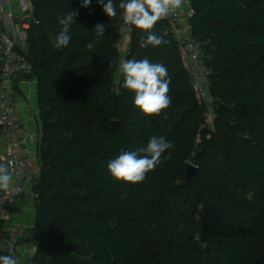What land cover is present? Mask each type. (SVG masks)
Returning <instances> with one entry per match:
<instances>
[{
    "label": "trees",
    "instance_id": "16d2710c",
    "mask_svg": "<svg viewBox=\"0 0 264 264\" xmlns=\"http://www.w3.org/2000/svg\"><path fill=\"white\" fill-rule=\"evenodd\" d=\"M119 2L109 18L97 0L88 8L82 0H33L39 22L26 55L40 175L31 264H264V0H190L192 36L217 98L211 126L164 19L153 31L167 43L141 48L146 33L133 28L126 59L167 67L171 105L153 117L134 106L117 71ZM70 8L78 10L72 38L57 48V17ZM98 23L106 24L102 37ZM153 135L173 145L155 170L141 183L115 181L107 162ZM187 162L197 166L189 181ZM3 223L0 255H8Z\"/></svg>",
    "mask_w": 264,
    "mask_h": 264
},
{
    "label": "built area",
    "instance_id": "2783aa9c",
    "mask_svg": "<svg viewBox=\"0 0 264 264\" xmlns=\"http://www.w3.org/2000/svg\"><path fill=\"white\" fill-rule=\"evenodd\" d=\"M194 14L190 0H184L180 9L162 19L169 23L168 30L178 46L190 87L197 100L205 106V116L208 118L217 98L210 90L211 69L202 59L201 42L192 36L191 19ZM38 22L33 0H0V163L7 165L11 162L10 170L13 172L10 188L0 191V219L4 223L16 216L22 196L30 194L33 200L37 197L33 184L40 175L37 155L39 120H36L35 131L28 128L16 114L14 96L18 88L16 83L32 81L27 77L32 72V63L26 55L27 40L30 27ZM122 24L123 21L114 44L120 54L119 61L129 54L127 37L130 32L122 30ZM4 223L6 237L3 247L16 257V243L19 238L27 237L28 227L17 222L5 227ZM36 250L32 242L22 264H31Z\"/></svg>",
    "mask_w": 264,
    "mask_h": 264
},
{
    "label": "clouds",
    "instance_id": "9594fccd",
    "mask_svg": "<svg viewBox=\"0 0 264 264\" xmlns=\"http://www.w3.org/2000/svg\"><path fill=\"white\" fill-rule=\"evenodd\" d=\"M92 0H82L81 7L88 8ZM184 0H120V19L123 21L122 30L132 31L133 28L146 33L141 36L140 47H158L167 41L163 36L153 31L155 24L170 13L180 9ZM103 12L109 18L118 15L114 0H97ZM78 10L70 8L57 17L61 31L56 36L55 47H67L71 41L70 29L76 23ZM93 31L97 37H102L106 31V24L98 23ZM99 41L89 42L86 47L92 50ZM118 73L123 76V87L134 93L133 104L145 117L160 116L163 110L171 105L170 91L171 78L168 69L162 63H153L148 58L121 59L118 64ZM166 118V117H165ZM171 142L163 136L153 135L146 147L135 151H123L115 159L107 162L108 172L115 181L137 184L147 178L150 171H154L160 163L161 155L172 148ZM11 162L7 165L0 163V191H7L13 183ZM0 264H19L13 254L0 255Z\"/></svg>",
    "mask_w": 264,
    "mask_h": 264
},
{
    "label": "crops",
    "instance_id": "0c3cea01",
    "mask_svg": "<svg viewBox=\"0 0 264 264\" xmlns=\"http://www.w3.org/2000/svg\"><path fill=\"white\" fill-rule=\"evenodd\" d=\"M129 34V33H128ZM127 40H129V36L127 37ZM17 82V81H16ZM33 82L35 84V81L32 80L29 83L24 84H18V88L15 89V93L17 97L16 102V114L20 120H22L26 125L28 124V120L26 118V95L28 94V89L32 88ZM36 96V93H35ZM23 118L25 120H23ZM35 127L33 131H35ZM34 218H35V211H34V203L33 199L31 198L30 194H26L25 196H22L19 200V207L17 210V214L12 219L6 220L5 227H8L12 223H19L23 224L26 227H28V235L25 238H19V240L16 243V258L18 259L19 264L23 263V258L26 257L28 247L31 245L32 241L30 240L32 236L34 235Z\"/></svg>",
    "mask_w": 264,
    "mask_h": 264
},
{
    "label": "rangeland",
    "instance_id": "374dc122",
    "mask_svg": "<svg viewBox=\"0 0 264 264\" xmlns=\"http://www.w3.org/2000/svg\"><path fill=\"white\" fill-rule=\"evenodd\" d=\"M31 84H32V88L28 89V94L25 96L26 100L24 102L27 105L26 106V113H27L26 118L28 120L27 127L30 129H34L35 124H36V120L38 122L39 118H38V109H37L36 100H35V84L33 82H31ZM14 97H15V101H16L17 97H18V96H16V93H15ZM213 116H215L214 110H213V108H210L209 116L206 119L209 126H211L213 124V120H214ZM23 120H25V119L23 118ZM32 150H33V148L31 147V151Z\"/></svg>",
    "mask_w": 264,
    "mask_h": 264
},
{
    "label": "water",
    "instance_id": "95a60500",
    "mask_svg": "<svg viewBox=\"0 0 264 264\" xmlns=\"http://www.w3.org/2000/svg\"><path fill=\"white\" fill-rule=\"evenodd\" d=\"M112 126H113V129H117L118 121L112 120ZM196 172H197V166L193 165L190 162H187L186 169H185L186 180L189 181L190 178L196 174Z\"/></svg>",
    "mask_w": 264,
    "mask_h": 264
}]
</instances>
